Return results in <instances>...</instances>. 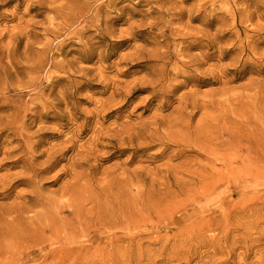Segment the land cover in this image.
I'll return each mask as SVG.
<instances>
[{
	"label": "rangeland",
	"instance_id": "rangeland-1",
	"mask_svg": "<svg viewBox=\"0 0 264 264\" xmlns=\"http://www.w3.org/2000/svg\"><path fill=\"white\" fill-rule=\"evenodd\" d=\"M39 1L13 0L8 4H5L4 0L0 1V56L10 48L13 57L12 64L8 68L5 58L0 63V84L10 85L0 103L6 101L10 105H16L18 102L27 104L31 101L30 95L38 88H43V94L47 96L51 88L57 92L60 86L65 87L69 82L77 84L75 90L74 88L69 90L72 92L69 100L77 104L78 108L69 116H58L50 112L42 119L47 121L44 125L39 121L32 123V119L27 120V123H30L27 130L29 135H33L38 127H43L31 138L32 141L38 140L43 143L36 152L38 154L65 139L67 137L65 135L89 117L86 131L77 133L74 142L67 144V146L73 144V149L67 153L62 152L54 166L44 173L38 182L41 195L58 202L64 200L60 197L61 187L65 183L73 182L69 175L72 162H79L75 159L84 156V152H81L83 150L79 147L86 145L92 136L97 120V117L91 118L92 115L97 114L95 108L100 103L103 104L98 112L102 128L111 125V128L118 129L128 122V115L131 123L139 121L141 108L132 110L133 105L121 107L122 97H110L114 80L131 81L154 69L151 62L133 68L131 62H119L120 58L132 50L126 48V45L142 46L146 54L156 49V43H159L162 37L158 34L157 27L150 29L143 25L134 28L141 37L126 42L123 47L117 48L118 46L112 45L107 47L103 51L107 57L102 62V71H100L96 64L99 49L89 54L84 48L75 44L74 38L66 41L68 44L64 46L60 55L55 45L65 40L66 36L57 39L50 35L45 36L44 29L52 28L47 20L50 14H47L45 9H40L44 8L47 2L42 0L43 4L40 5ZM50 1L57 4L61 0ZM136 1L117 0L114 6L106 9L109 17L112 18L111 26L114 32L103 40V45L109 44V41L119 42V36L124 35L123 31L127 28V24L124 23L126 14ZM198 3L203 2L185 0L183 6L189 8ZM237 3L239 4L238 0ZM150 6L141 4L135 6V10L141 12ZM118 12H122L123 16L118 18ZM227 13L215 0H206L205 8L200 14L195 8L193 10V15H199L193 26L199 25L201 21H209L210 33L214 34L216 28H220L224 35L220 43H214L208 50L210 59L205 64L194 65L192 68H198L200 87L197 98L201 103V106L195 110L193 126L197 125L201 134H204L215 133L221 125L225 141L222 151L220 153L214 151L211 155L204 156L191 154L187 159L172 160L171 167L175 177L194 178L193 182L178 186L173 182L174 177L168 180L162 176L163 173L155 171V167L165 160L148 157V154L159 151L160 147L146 150L141 157L136 158L135 162L127 164L129 170L142 167L149 171L145 175V170H137V176L129 175L125 180L129 184L128 190L132 197L137 198L140 192H143V210L132 217L133 221L128 231L122 232L119 229L111 233L100 231L88 239L81 237V226L61 233L60 236H54L45 230V236L51 238L47 242L49 249H36L29 255L24 249L15 250L17 246L10 245L14 244V240L9 231L17 226L24 228L32 227L33 223L40 225L45 217H49L48 214L43 215L42 209L52 211V216L55 214V208L51 209L48 205L39 206L31 214L9 211L11 207L28 198L27 191L31 188L26 183H15L9 190L3 189L7 182L4 175H15L21 171V168L14 165V161L20 156V150L16 147V138L7 132L4 133L0 137V264H264V28L259 33L252 32L248 23L241 24L237 29L232 28ZM141 18L140 14H137L133 16L132 21L137 22ZM259 23L264 27L263 20H259ZM237 31L239 33L235 35ZM90 34L91 31L85 36ZM98 40L99 38L95 37L92 41ZM46 41L48 44L43 45ZM220 45L224 48V56L218 61L217 50ZM254 45L255 49L252 52L247 50ZM94 46L96 47L97 44ZM48 48L51 50L41 55L39 50H48ZM74 48L82 50L71 51ZM205 50L206 48H195L191 53ZM73 57L80 58L77 66L91 69L86 75L88 79L86 84H83L84 79L78 73L70 75L49 67L48 62L51 58L53 62H58L61 59L71 60ZM29 65H33L36 70L33 75L37 78L36 88L14 90L20 83L28 81ZM128 68L135 73L121 76L120 71ZM220 68L223 77L220 76ZM48 72H51L50 77ZM183 80V77L176 78V82ZM118 87H124V84H119ZM188 89H191L190 86L180 89L175 93V98ZM134 96L144 98L150 96V93L139 91L135 92ZM133 103L138 104L139 100L136 99ZM156 103L157 101L154 100L150 106L153 107ZM203 104L205 109L202 108ZM176 106L177 101L161 114L162 117L171 120V124L176 117L171 111ZM117 108H120L118 119L115 112ZM190 109L189 107L188 110ZM9 113H11L9 109L0 111L3 117ZM151 113H144L141 118L146 120ZM203 115L205 121L199 119ZM178 130L180 129L177 126L172 127L171 136H174ZM56 133L61 139L55 137ZM181 135L182 132L178 131L177 137L181 138ZM76 150L81 154L76 155ZM105 151L99 148L98 155H102ZM129 155L130 152L126 151L122 156L113 158L109 162L100 163L97 160L101 165L99 170L93 171L91 177L78 181V193L73 199L79 197L85 199L83 212L94 205L89 201L91 196L98 204L104 202L103 188L106 182L123 183L114 179V175L107 176L108 173L103 170L113 164H120ZM44 159L45 156H42L38 161ZM87 170L86 165L75 168L77 173H84ZM214 183L220 184L218 188L222 192L221 201L218 200V195H214L211 200L198 203L195 209L187 207V210H174V204L183 199L182 195L187 191L200 192ZM160 184H170L168 192L160 193L163 190L157 192L161 188ZM116 190L117 188L114 191ZM223 202L227 203L225 218L217 214L216 219L212 220L211 227L203 224V227L195 228L198 219L203 215L214 216L219 210L218 204ZM35 213L38 217L34 216ZM61 217L68 220L70 215L66 211ZM91 243L94 248L87 250Z\"/></svg>",
	"mask_w": 264,
	"mask_h": 264
},
{
	"label": "bare ground",
	"instance_id": "bare-ground-1",
	"mask_svg": "<svg viewBox=\"0 0 264 264\" xmlns=\"http://www.w3.org/2000/svg\"><path fill=\"white\" fill-rule=\"evenodd\" d=\"M11 1L13 0H4L5 4ZM43 1L47 3H45L44 8L40 9H45L47 14H50L47 20L52 27L44 29L45 36L50 35L55 39L66 36L65 40L55 45L60 55L64 46L68 44L66 41L74 38L76 39L75 44L84 48L89 54L99 49L96 64L97 69L100 71H102V62L107 57L103 54V51L107 47L111 45L118 46L117 48L123 47L126 42L135 41L141 37L140 34L134 31V28L143 25H146L150 29L157 27L158 34L162 37V40L156 43V49L146 54L143 52L142 46L126 45V48H131L132 50L120 58L119 62H131L132 68L142 63L151 62L154 69L146 71L141 77L134 78L131 81L114 80L113 91L110 94L111 98L115 96L123 98L121 107L133 105L132 110L141 108L142 114L152 112L151 115L146 120H143L141 118L142 114H140L138 115L139 121L135 123L129 121L130 115H128V122L118 129L111 128V125L102 128V122L99 121L98 116L99 109L103 107V104L100 103L95 108L97 114L91 116V118L97 117L92 136L86 145L79 147V149L83 150L81 152H84V156L75 159L79 160V162H72V168L69 170V175L73 179V182L65 183L60 189L62 191L60 197L64 198L62 201L57 202L53 198L41 195V189L37 185L43 174L47 173L61 157V153H67L73 149V144L69 146L67 144L74 142V136H77V133L86 131L89 117H86L83 123L77 126L76 129H72L68 135H65L67 136L65 139L51 145L46 150L40 151V154H36V152L43 143L38 140L32 141L31 138L34 134L39 133L43 127H38V130L33 135H29L27 130L30 123H27V120L32 119V123L39 121L44 125L47 121H42V119L46 118L50 112H54V115L58 116H69L73 110L78 108L77 104L69 100L72 95V92H69V90L72 88L75 90L77 84L69 82L65 87L60 86L57 92L51 88L47 96L43 94V88H38L35 93L30 95L31 101L27 104L25 102H18L16 105H10L6 101L0 103V111L4 109L11 111V113L4 117L0 114V137L6 132L9 135L15 136L16 147L20 150V156L14 161V165L21 168V171L15 175H4L7 182L3 189L9 190L15 183H26L31 188L30 191H27L28 198L22 203L11 207L9 211L20 214H31L39 206L48 205L51 206V209L55 208V214L52 216V211L42 209L43 215L48 214L49 217H45L40 225L33 223L32 227L25 226L22 228L17 226V228L9 231L14 240V244L10 245L17 246L15 250L19 248L24 249L29 255L36 249H49L47 242L51 238L45 236V230L54 236H60L61 233L74 230L76 226H81V237L88 239L100 231L110 233L116 229L122 232L128 231L133 221L132 217L143 210V192H140V196L137 198L132 197L128 190L129 184L125 180L129 175L137 176V170H145V175L149 171L142 167L129 170L127 164L135 162L136 158L141 157L146 150L159 146V151L148 154V157L151 159L158 158L165 160L155 167V171L163 173L162 176L168 180L170 177H174L173 182L178 186H182L193 182L194 178L192 176H188V179L175 177L171 167L172 160L187 159L191 154L204 156L205 154L211 155L214 151L220 153L225 145L221 125L218 126L215 133L204 134H201L197 125L196 127L193 126L196 116L195 110L198 106H201V103L198 102L197 98L198 88L200 87L197 74L198 68H192L194 65L205 64L210 59L208 50L214 43H220L224 36L220 28H216L214 34L210 33L209 21L203 22L200 20L199 25L193 26V22L198 20L199 16L193 15L194 8L200 14L202 9L205 8L206 0H199L203 3H198L189 8L183 6L185 0H137L126 14L124 23L127 24V28L123 31L124 35L119 36L118 43L109 41V44L105 45H103V40L114 32L111 26L112 18L109 17L108 10L106 9L114 6L117 0H61L57 4L50 0ZM43 1L40 0L39 4L42 5ZM238 1L239 4L237 0H215L228 12L232 28L237 29L241 24L248 23L252 32L259 33L264 28L259 23V20L264 21V0ZM25 2H28V0H25ZM141 4L151 6L144 11L137 12L135 6ZM137 14H140L142 18L137 22L132 21L133 16ZM117 15L119 18L123 16V13L118 12ZM185 16L186 18H184ZM90 31L92 34L85 36ZM238 33V31L235 32V35ZM95 37H98L99 40L93 42L92 40ZM47 42L43 43V45H47ZM95 44H97L96 47L94 46ZM195 48H206V50L200 53H191V50ZM253 49H255V45L253 48H247L250 52ZM50 50L48 48V50L41 49L39 51L41 55H44ZM81 50L80 48H74L71 51L79 52ZM217 52L219 61L224 56V48L220 45ZM11 55L12 50L7 48L5 54L0 56V63L4 58L7 60L6 68L12 64L13 57ZM78 60H80L79 57H73L71 60L61 59L58 62H53L51 58L48 64L50 68L70 75L78 73L84 79L83 84H86L88 81L86 75L91 69L77 66ZM28 68V81L20 83L14 90H34L36 88L37 78L33 77L34 73H36L35 67L29 65ZM191 71H194V73H191ZM219 71L220 76L223 77L222 69L220 68ZM130 73H135V71H131L130 68L120 71L121 76ZM50 76L51 72H48V77ZM177 77H183L184 80L176 82ZM119 84H124V87H118ZM9 86V84H6V86L0 84V101L5 96ZM188 86L191 89L184 91L175 98L176 92ZM139 91L149 92L150 96L144 98L135 97L134 93ZM136 99L139 100L138 104L133 103ZM154 100L157 103L151 107V102ZM175 101H177V106L173 107L171 114L175 113L176 117H174V122L171 124L172 121L162 117L161 114L165 109L172 107ZM189 107L191 108L190 110H188ZM120 108L115 110L117 113L116 119L120 116ZM202 108L205 109V104L202 105ZM199 119L205 121L206 118L203 115ZM57 126L60 127L59 125ZM164 126L166 128H163ZM174 126H177L180 129L178 131L182 132L181 138L177 137L178 131L174 136H171L170 129ZM55 137L61 139L58 133H56ZM99 148L106 151L102 155H98ZM108 149H113L114 151L108 152ZM126 151H129L130 155L124 161L120 164H113V166L103 170L105 173H108L107 176L114 175V179L121 180L123 183L106 182V186L103 188L105 192L103 193L104 202L98 204V202L94 201L93 196H91L89 201L94 203V205L83 212L82 208L85 199L82 197L73 199L78 193V181L91 177L94 174L93 171L99 170L101 165L97 160L100 163L109 162L113 158L122 156ZM81 152L76 150V155H80ZM42 156H45V159L38 161ZM90 161L93 162L90 163ZM83 165H86L88 170L84 173H77L75 168L82 167ZM139 177H142V175H139ZM160 186L161 188L157 192L163 190L160 193H166L171 185L160 184ZM218 186H220L219 183H214L200 192L187 191V193L182 195L183 199L178 200L174 204V210H187V207L195 209L198 203L203 200H211L214 195H218V200L221 201L222 192ZM116 188L117 190L114 191ZM218 208L219 210L215 212L214 216L203 215L198 219L195 222V228H201L203 224L211 227L213 225L212 220L216 219L217 214H221L225 218L227 203L218 204ZM66 211L70 215L68 220L61 217ZM34 216L38 217L37 213ZM110 244L113 243L110 242ZM92 247L94 248L91 243L90 247H87V250H91Z\"/></svg>",
	"mask_w": 264,
	"mask_h": 264
}]
</instances>
